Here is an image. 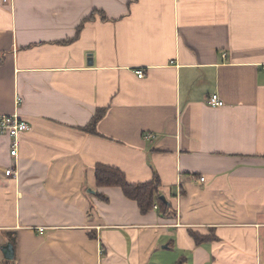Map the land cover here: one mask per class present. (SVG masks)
I'll return each instance as SVG.
<instances>
[{"label":"crops","instance_id":"0c3cea01","mask_svg":"<svg viewBox=\"0 0 264 264\" xmlns=\"http://www.w3.org/2000/svg\"><path fill=\"white\" fill-rule=\"evenodd\" d=\"M14 113L30 129L16 158L0 136V264H264V0H0ZM98 163L157 172L168 213L98 187Z\"/></svg>","mask_w":264,"mask_h":264},{"label":"trees","instance_id":"16d2710c","mask_svg":"<svg viewBox=\"0 0 264 264\" xmlns=\"http://www.w3.org/2000/svg\"><path fill=\"white\" fill-rule=\"evenodd\" d=\"M90 18H92V16L85 18V20H83V22L78 26V33L83 27L84 22ZM104 112V108L98 109L90 124L84 127V129L91 133H97L96 126ZM95 177L98 187H120L126 197L135 200L138 203V206L143 213L148 212L153 209L155 205H157L159 211L165 214L166 212L168 213L171 207L170 203L161 199V180L157 172L154 173L153 179L149 181L132 183L127 180L125 172L120 168L108 164L98 163L95 166ZM99 195L108 199L102 193H99ZM191 233L196 243H201L209 238V236L201 235L194 231H191ZM178 264H183V261Z\"/></svg>","mask_w":264,"mask_h":264},{"label":"built area","instance_id":"2783aa9c","mask_svg":"<svg viewBox=\"0 0 264 264\" xmlns=\"http://www.w3.org/2000/svg\"><path fill=\"white\" fill-rule=\"evenodd\" d=\"M4 5H12L13 0H1ZM138 76L143 77L144 72L142 69L138 70ZM207 103L213 106H222L224 105V101L219 97L218 94H212L208 99ZM30 125L27 121L22 119L19 114H0V136H9L11 138V155L16 158L18 155L19 149V137L20 135L29 130ZM148 136H152L149 134ZM6 174L8 176H17L18 171L17 168L14 166L8 168L6 170ZM202 180L205 178L202 177ZM157 208V205H155Z\"/></svg>","mask_w":264,"mask_h":264},{"label":"water","instance_id":"95a60500","mask_svg":"<svg viewBox=\"0 0 264 264\" xmlns=\"http://www.w3.org/2000/svg\"><path fill=\"white\" fill-rule=\"evenodd\" d=\"M161 199L165 202H168L164 195H161ZM3 250L8 259H12L14 257V248L11 244L6 245Z\"/></svg>","mask_w":264,"mask_h":264}]
</instances>
